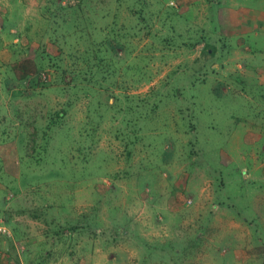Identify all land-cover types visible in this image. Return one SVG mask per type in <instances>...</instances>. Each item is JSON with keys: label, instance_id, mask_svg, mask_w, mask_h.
Masks as SVG:
<instances>
[{"label": "rangeland", "instance_id": "1", "mask_svg": "<svg viewBox=\"0 0 264 264\" xmlns=\"http://www.w3.org/2000/svg\"><path fill=\"white\" fill-rule=\"evenodd\" d=\"M78 1L0 0V264H264V0Z\"/></svg>", "mask_w": 264, "mask_h": 264}, {"label": "trees", "instance_id": "2", "mask_svg": "<svg viewBox=\"0 0 264 264\" xmlns=\"http://www.w3.org/2000/svg\"><path fill=\"white\" fill-rule=\"evenodd\" d=\"M94 1H99L98 3H102L103 1L101 0H79L77 2L76 5H69V6H59L58 9H56V16L58 17L60 14V16L62 17L61 19V23H67V22H72L76 23L77 25L80 24L78 18L80 16V13L82 14L84 21L87 22L90 26H92V28H94L96 30V32L98 31V33H100L102 36L101 40L99 42H97L94 46L89 47V45H86V50L85 52H83V54L81 55L83 62L86 63V65L88 64V69H91V65L95 64L98 69L99 67H107L108 70V66L107 64L105 65L103 62L107 63L108 60H110V50H109V45L112 48H117V46L119 44L118 39H116L114 36V38L112 37V33L114 32L117 21H115L114 19H117V16L115 18V16L112 14L111 16V20L109 22V24H106L104 27L103 26H99L97 24L98 19H104L107 18L109 16H104L101 15L103 11H100V14L98 11L94 10L93 6L91 5L92 3H94ZM132 1V0H131ZM115 2H117V6L120 2V0H115ZM89 4V5H87ZM83 7V8H82ZM134 7V6H133ZM136 8V7H135ZM107 12L110 14V8H107ZM131 13L135 16H137L139 18V20H141V16H143L144 13H142V11H137L136 9H133L131 11ZM156 13V11H155ZM148 13H145V15ZM114 17V19H113ZM143 21V20H142ZM145 21V20H144ZM73 26H76L75 24ZM97 26V27H96ZM106 28V29H105ZM124 28H122L121 30H123ZM108 30V31H106ZM120 30V28L118 29ZM116 31V30H115ZM77 34V32H76ZM96 42V41H95ZM92 42V43H95ZM198 43L192 44L190 45L191 47L195 46ZM92 47H96V49L93 50ZM100 48L102 49V51H100ZM202 51L203 53H206L208 46L207 45H203L202 47ZM213 52V51H212ZM95 61V62H94ZM94 62V63H93ZM39 62L37 61H33L31 64V67H29L28 63L20 65L19 70H21L20 73H22L21 75H23V77L21 79H23L24 77L30 76L31 74L33 75L35 72H37V70L39 69ZM34 64V69L32 67V65ZM91 64V65H90ZM23 69V70H22ZM33 81H35V79H33ZM56 116L59 118L60 117V113H57Z\"/></svg>", "mask_w": 264, "mask_h": 264}, {"label": "built area", "instance_id": "3", "mask_svg": "<svg viewBox=\"0 0 264 264\" xmlns=\"http://www.w3.org/2000/svg\"><path fill=\"white\" fill-rule=\"evenodd\" d=\"M0 234L3 235V236H10V235H6V234H9L8 231L4 228V227H1L0 226Z\"/></svg>", "mask_w": 264, "mask_h": 264}]
</instances>
